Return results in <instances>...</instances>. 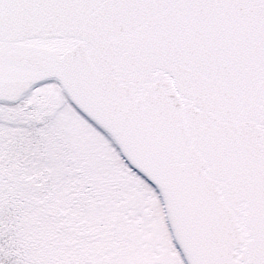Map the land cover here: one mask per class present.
I'll use <instances>...</instances> for the list:
<instances>
[{"label":"snow or ice","instance_id":"snow-or-ice-1","mask_svg":"<svg viewBox=\"0 0 264 264\" xmlns=\"http://www.w3.org/2000/svg\"><path fill=\"white\" fill-rule=\"evenodd\" d=\"M0 264H264V0H0Z\"/></svg>","mask_w":264,"mask_h":264}]
</instances>
